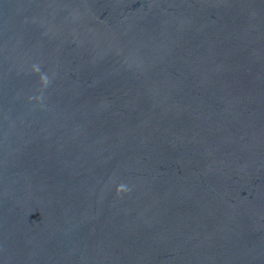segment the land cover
I'll use <instances>...</instances> for the list:
<instances>
[{"label": "water", "instance_id": "1", "mask_svg": "<svg viewBox=\"0 0 264 264\" xmlns=\"http://www.w3.org/2000/svg\"><path fill=\"white\" fill-rule=\"evenodd\" d=\"M0 264H264V0H0Z\"/></svg>", "mask_w": 264, "mask_h": 264}]
</instances>
